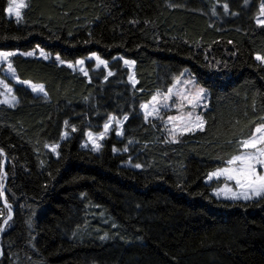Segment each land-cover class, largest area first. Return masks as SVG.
<instances>
[{
    "label": "trees",
    "instance_id": "trees-1",
    "mask_svg": "<svg viewBox=\"0 0 264 264\" xmlns=\"http://www.w3.org/2000/svg\"><path fill=\"white\" fill-rule=\"evenodd\" d=\"M260 2L27 0L16 22L0 0V50L107 61L85 76L12 58L45 97L17 88L18 104L0 106V264H264V198L230 203L204 183L264 124ZM184 71L208 105L203 130L173 142L140 106ZM109 116L128 117L122 138L84 147Z\"/></svg>",
    "mask_w": 264,
    "mask_h": 264
},
{
    "label": "snow or ice",
    "instance_id": "snow-or-ice-1",
    "mask_svg": "<svg viewBox=\"0 0 264 264\" xmlns=\"http://www.w3.org/2000/svg\"><path fill=\"white\" fill-rule=\"evenodd\" d=\"M28 5L25 0H8V5L5 9V12L12 16L15 15L16 19L19 20L22 17V10L25 9ZM225 11H228V5H224ZM260 13L264 16V5L260 8ZM257 23L260 26H264V19H257ZM12 52H0V59L6 60L8 57L14 55ZM26 55H33L32 52L26 53ZM40 55L47 58L46 53L43 49L40 50ZM90 59L94 58L97 62V66L104 65L107 67V61L101 59L99 55L96 53H92L89 57ZM257 60L264 62V56L256 55ZM57 60H60V57L57 56ZM61 63L64 61L60 60ZM85 61L83 59L77 60L75 62L76 65L83 66ZM126 65H132L134 62L130 60H124ZM74 65L69 63L68 67H73ZM8 71L13 72L15 75L13 67L11 64L8 65ZM80 71L84 73L85 76L88 75V72L81 67ZM109 76L112 75L111 72L108 73ZM107 79V77L105 78ZM129 80L132 82L133 86H135L136 81L132 76L129 77ZM21 84H27L31 86L33 92H44L43 85L31 84L29 81H18ZM180 83L179 80L176 81ZM186 86L190 85L195 88V84L193 81L188 80L184 82ZM0 85H3L7 90V93H11L12 89L8 87L7 84H4L3 80H0ZM0 95H6L5 93H0ZM177 96L179 98V109H183L185 105L189 106L193 111H189L187 115L180 116H169L168 120L173 123V128L171 129L170 135L173 138V142H175V137L177 133L183 134L186 132H193L197 129L203 130L205 121L202 116L195 114L194 110L199 106L201 100L205 96V89L203 87L196 88L195 91H191L188 87H185L183 90L176 91L174 93L173 88H169L167 94H165L162 99H158V96L154 95L152 97L151 104H142L141 108L144 110L145 119L149 116L158 114L160 111V107H168V102L172 100L173 96ZM16 96L12 95L10 98H5L0 100L2 104H8L12 106L16 102ZM151 109V110H149ZM128 117L125 116L124 120H127ZM115 121L117 126L119 127L122 124V121L116 119L115 116H109L108 122L104 124V132L99 134V137H94L92 132L86 133L89 138V142L92 144L93 151H99L101 148V144L98 143V139H103L106 135L107 131L110 128L111 123ZM65 126H68V121H65ZM72 131L75 132V126H72ZM120 131H117V135H121ZM68 133H62V138H67ZM259 145V147H257ZM241 146L244 151L242 154L233 156L230 160H228V167L217 169L214 172L208 174V179L211 180L213 177L220 178L224 177L227 181L234 182L235 189L228 187L225 185L223 190H217L215 194L217 196L223 194L225 199L232 200H240L241 198L245 201L251 200L254 198H264V172H260L257 170V165L264 167V124H261L256 127L255 132L252 134L250 139H245L241 142ZM45 147H50L51 151L56 152L59 148V144H53L51 146L45 145ZM247 149H255V151H247ZM116 151V149H113ZM127 151V149H125ZM0 155H3V150L0 149ZM57 155H59L57 153ZM136 168H140V164L135 165ZM3 168L0 167V179H2ZM2 187V185H0ZM2 195V193H0ZM10 208L9 205H6ZM12 219V211L9 210L7 220L4 221L6 225L8 220ZM4 225H0V231H3ZM75 235V233H74Z\"/></svg>",
    "mask_w": 264,
    "mask_h": 264
},
{
    "label": "rangeland",
    "instance_id": "rangeland-1",
    "mask_svg": "<svg viewBox=\"0 0 264 264\" xmlns=\"http://www.w3.org/2000/svg\"><path fill=\"white\" fill-rule=\"evenodd\" d=\"M25 2H27V0H25ZM262 5H263V2H260L259 7H258V14H257L256 22H257V19H264V16H262L261 13H260V8H261ZM6 16H7L8 19H12V20H14L16 22H20V19L17 20L14 14L12 16H9L6 13ZM40 50H41V48H39V47H36L35 49L30 50L28 52H22V51H19V50H9V51L0 50V52H12V53H15L14 55L8 57L6 60L0 59V80H3L4 84H7L8 87H10L12 89L11 93H7V90L5 89V87L3 85H0V93H5L6 94V95H0V100H3L5 98H10L12 95H15L16 98H17L15 104L12 105V106H9L8 104H2V103H0V106L13 108V107H15L18 104V97L16 95V89L17 88L27 89L28 91H30L36 97H45V90H44V92H39V91L33 92L30 85L19 83L18 81H20V79L17 77L14 68H13V70H14L15 75H13V72H9L8 71V65L9 64L12 65V58H14L16 56H21V57H24V58H38V59H42L44 61H54L58 65L66 66V67H68L69 63H71L74 66L71 67V68L70 67H68V68H70L71 70H74V71L77 70L79 72H81L80 68L83 67L85 69L86 68V66H85L86 62H90V61L93 62V65H94L95 69H98V68H101V67H105L104 65L97 66L96 60L94 58H92V59L89 58L91 55H88L86 58H84L83 60L85 61V63H84L83 66H80V65H76L75 64L76 61L75 62L64 61V63H61L60 62L61 59L57 60V55H51L50 53H47V52L44 51L46 53V55H47V58H45L44 56L40 55ZM29 52H32L33 55H26V53H29ZM261 63L264 65V62H261ZM125 67L129 70L130 76L133 77V67H134L133 64L130 65V66L125 64ZM81 73H83V72H81ZM177 80H179L180 83H177L176 82ZM188 80H191V81L194 82L195 88H193L190 85H188V86L185 85L184 82L188 81ZM31 84H35V83L31 82ZM36 85H40V84H36ZM185 87H188L193 92L195 91L196 88H200V86H198L196 84L195 80L193 78H191L187 74L186 71L182 72L179 76H177L174 79L171 88H173V91L175 93L176 91L183 90ZM167 92H168V90H166L164 92H156L154 95L158 96V99H162V97L165 94H167ZM151 102H152V98L147 103H144V104H149L150 105ZM179 103H180L179 98L174 95L172 100H170L168 102V105H169L168 107L161 106L160 107V111H159L158 114L151 115V116H149L146 119V120H157L163 126V128H164V130L166 132V136L172 141H173V138L170 135V132H171V129L173 128L174 125H173L172 122H170L168 120V117L169 116H180V115H185L186 116L189 111H193L187 105H185V107L183 109H179ZM207 105H208V93L205 90L204 98L201 100L199 106L194 110L195 114H198V115L202 116L203 112L207 108ZM149 110H151V109H149ZM140 111H141V114L145 118L144 110L141 108V106H140ZM202 118H203V116H202ZM117 120H119V119H117ZM119 121H122V124L119 127L117 126L116 122L113 121L111 123V125H110L109 130L107 131L106 135L104 136V138L103 139H98L97 142L102 144L103 142L108 140L110 138V136H114L116 139H121L122 138V134L121 135H117V131H120L122 133V125H123L124 119L123 120H119ZM104 131L105 130H104V126H103L102 132H104ZM196 131H200V130L197 129V130H195L193 132H196ZM254 132H255V130H254ZM187 133H192V132H186V133H183V134H187ZM183 134L177 133L176 137H175V140L177 139L178 136L183 135ZM93 135H94V137H97V138L99 137V134H93ZM250 138H248V139H250ZM65 139L66 138H62L61 137V141L65 140ZM241 142H240V152L237 155L242 154L244 151H246L245 149L242 148ZM83 145L86 148L92 149V144L89 142V138H88L87 135H86V139H85ZM257 147H259V145H257ZM247 151H255V149H247ZM126 165L129 166V167H133L130 162H128ZM228 166L229 165H228V161H227L224 166L218 167V168L214 169L212 172L216 171L217 169L225 168V167H228ZM257 170L260 171V172H264V167H261V166L257 165ZM204 183L206 185H208V186H211V194H212V196L214 198L222 200V201H227V202L233 203V202H247V201L258 199V198H254V199L245 201L242 198L240 200L225 199L223 194L217 196L215 194V192L217 190H223L226 184H227L228 187L233 188V190H237V189H235L234 182L227 181L224 177H220V178L213 177L211 180H209L208 179V175H207L206 178L204 179Z\"/></svg>",
    "mask_w": 264,
    "mask_h": 264
}]
</instances>
